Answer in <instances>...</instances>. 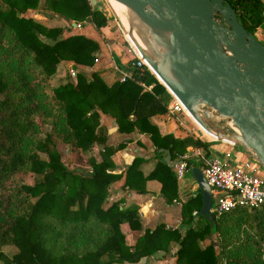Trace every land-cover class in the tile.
Masks as SVG:
<instances>
[{
	"label": "trees",
	"instance_id": "1",
	"mask_svg": "<svg viewBox=\"0 0 264 264\" xmlns=\"http://www.w3.org/2000/svg\"><path fill=\"white\" fill-rule=\"evenodd\" d=\"M225 1L247 31L254 33L264 22V0ZM39 4L68 21H89L98 30L110 20L89 0H0V264L132 263L156 250L168 253L171 242L177 243L175 264H264V203L212 213L209 225L198 213L197 187L181 204L183 233L160 222L126 243L119 224L139 229L136 206L107 200V185L119 176L111 171V155L123 142L103 144L98 160L79 153L105 139L99 112L112 116L120 132L137 128L147 133L171 157L187 145L209 156V142L192 134L176 138L158 132L149 116L165 112L170 95L145 67L132 69L134 78L123 81L106 83L97 70L78 69L74 79L53 83L61 60L92 66L98 44L81 33L63 34L60 24L45 25L22 14ZM141 83L150 84V90ZM67 146V155L73 161L84 158L88 171L67 166L62 157ZM156 154L157 162L144 176L134 158L124 183L131 187L136 180L156 178L170 201L176 196L175 177L161 151ZM199 163L198 156L186 159L187 167ZM205 238L208 242L201 244ZM4 245L14 249L9 256L1 250Z\"/></svg>",
	"mask_w": 264,
	"mask_h": 264
},
{
	"label": "water",
	"instance_id": "2",
	"mask_svg": "<svg viewBox=\"0 0 264 264\" xmlns=\"http://www.w3.org/2000/svg\"><path fill=\"white\" fill-rule=\"evenodd\" d=\"M116 1L122 10L113 11L127 37L190 118L211 137L237 144L264 170V44L238 22L231 5ZM165 153L163 160L175 164ZM189 171L200 192L198 213L211 225V189L198 166Z\"/></svg>",
	"mask_w": 264,
	"mask_h": 264
},
{
	"label": "crops",
	"instance_id": "3",
	"mask_svg": "<svg viewBox=\"0 0 264 264\" xmlns=\"http://www.w3.org/2000/svg\"><path fill=\"white\" fill-rule=\"evenodd\" d=\"M90 4H95L99 8L97 0H95L93 4ZM22 14L25 16H30L34 20L45 25L47 24L46 22H43L42 19L52 16L55 23L48 25H62L64 27L63 34L81 33L96 40L98 44V50L95 52L96 57L92 66L80 65L76 66L78 67L76 69V67L73 66L70 61L61 60L57 64L56 69L67 64V66H72L75 70H83L86 74H89V72L92 70H97L106 83H110L117 79L118 76L116 77V73L119 75L118 69L125 64L128 55L124 52V46L121 45L120 40L115 42L117 39L116 34H114V31H108L106 27L107 25L101 27L100 32H98L93 24L89 21H79L81 22L80 27L72 26L71 22L74 20L71 19L68 21L63 16H59L57 13L42 7L41 4H39V6L35 9H25ZM101 30L104 32L103 35H105L107 39L111 40H108L107 42L101 40ZM111 51L116 56L119 54V51L120 53L123 52L125 57L121 60H117L118 58L115 59L111 55L110 59L108 56H110ZM72 79H74V77ZM63 81L61 80L60 83ZM142 86L145 89L150 90L151 85L149 84ZM184 119L187 122L184 121ZM149 120L156 125L160 134L169 133L176 138H181L186 134H192L201 140L208 141L209 156H218L219 158L225 159L232 164H238L246 159H251L237 144L224 139H215L205 133L189 116H183L177 119L173 114L168 112L167 104L165 112L154 113L149 116ZM98 121L99 125L103 126L105 129L104 141L100 143H94L89 150L80 151L79 153L83 156L91 154L96 160H98L100 158L98 151L101 149L103 144L115 145L119 142H123V146L119 149H116L111 155L113 162L111 171L119 174V176L108 183L107 200L112 201L120 199L119 206L126 207L131 204L136 206L137 217L140 224L139 229H130L126 222H121L119 224L120 230L124 234L126 243L132 244L137 233L142 232L144 228H153L157 223L160 222L164 223L166 226L175 227L180 233H183L186 226L181 222V204L183 201L196 193L197 187L191 174H186L183 176V173L180 177H176L174 175V164L169 166L163 160L169 167H171L176 182V196L170 201L165 199L163 193L160 190L161 183L156 178H147L142 183L140 180H136L133 182L134 185L131 187L128 186L124 183L125 170L134 158H139L137 170L142 176H144L154 167L158 160L156 151H161V158L163 159V156L166 154L165 150L168 151V149L161 147H159L161 149L156 148L149 135L145 132L139 131L137 128H134L127 133L118 131L113 117L106 113L99 112ZM194 147L195 146L187 145L184 152L190 154ZM168 154L170 161H177L178 154L174 157L170 156L169 151ZM80 160L84 161V158ZM189 168L186 171H189ZM257 173L264 175V170L259 165ZM211 194H213L212 190ZM194 210L195 209L192 208L190 213L192 214ZM207 242L208 239L205 238L201 241V244H206ZM169 247L168 253H164L162 250H156L150 255L139 257L136 262H124V264H175V256L173 253L177 248V243L171 242Z\"/></svg>",
	"mask_w": 264,
	"mask_h": 264
},
{
	"label": "built area",
	"instance_id": "4",
	"mask_svg": "<svg viewBox=\"0 0 264 264\" xmlns=\"http://www.w3.org/2000/svg\"><path fill=\"white\" fill-rule=\"evenodd\" d=\"M75 26L80 27L81 22H75ZM118 29L126 39L127 44L124 46V52L128 55V58H126L125 64L118 69L119 75L117 79L119 81L133 79L132 69L134 68L145 67L150 71L136 47L129 39L127 40V34L119 25ZM254 36L261 42L255 32ZM120 42L122 43V41ZM75 71V69L73 71V67L71 66L70 72L73 77ZM141 84L144 85L143 83ZM168 93L170 95V100L167 103L168 112L173 114L177 119L189 116L181 102L169 91ZM190 156H198L200 160L198 167L206 183L213 191L211 206L209 208L212 213L218 214L236 205L255 207L264 203V175L257 173L258 164L255 161L246 159L241 163L232 164L218 156L205 157L198 147H194L190 154L187 152L178 154L177 161L174 164V175L176 177H180L189 168L186 165V159Z\"/></svg>",
	"mask_w": 264,
	"mask_h": 264
},
{
	"label": "rangeland",
	"instance_id": "5",
	"mask_svg": "<svg viewBox=\"0 0 264 264\" xmlns=\"http://www.w3.org/2000/svg\"><path fill=\"white\" fill-rule=\"evenodd\" d=\"M97 3H98V6H99V9L102 11V13L106 16V18L110 19V21L108 22L107 24V29L108 31L111 30V31H114V34H116V40L115 42H117V40H120L122 41L121 45L125 46L127 43H126V39L123 37V34L122 32L118 29V25L119 27L123 30V27L118 19V17L115 15L112 7L110 6V3L108 0H97ZM33 16H37V15H33ZM36 18V17H35ZM38 18V17H37ZM42 18V17H40ZM54 18L52 16H49L48 18H44L42 19L43 22H46V24H53L55 23V21L53 20ZM52 20V21H50ZM56 20V19H55ZM59 20V19H58ZM50 21V22H49ZM58 22V21H56ZM118 24V25H117ZM98 32H100V30L96 29ZM124 31V30H123ZM125 32V31H124ZM255 34H257V36H259L261 42L264 44V22L259 25L256 29H255ZM101 33H102V38L101 40L107 42L108 40H111V39H107L105 37V35H103V31L101 30ZM254 34V33H253ZM127 38V37H126ZM128 40V38H127ZM117 54V53H116ZM111 55L117 59V60H121L122 58L125 57V54L123 52L120 53L119 51V54H117V56L112 53V51L110 52V56H108L109 58L111 57ZM111 59V58H110ZM116 60V61H117ZM78 67H76L77 69ZM74 71V69H73ZM88 71V70H87ZM118 76V73H116V77ZM73 78V75L71 74L70 72V66L67 64L65 65H62L60 67H58L57 69H55L54 71V74H52V80H53V83H60V81L62 80H66L67 78ZM184 121H186L184 119ZM187 122V121H186ZM44 129L45 130H48V125H45L44 126ZM43 133H40L38 134L39 136H42ZM52 139L55 141V142H58V139L54 136V134L52 135ZM68 146L66 148L63 147V150H62V157L64 158L67 166L69 168H72V169H75L77 171H80V172H86L88 171V167L86 166V164L84 163L83 160H74L73 161V158L72 157H69L68 155ZM186 174H190L189 171H186L184 172L183 176H185ZM28 175L25 176V179H27ZM32 179V178H31ZM30 179V180H31ZM1 250L4 251L6 253V255H10L12 252H13V248L12 246L10 245H4L1 247ZM1 263V261H0ZM112 264H124V262L122 263H112Z\"/></svg>",
	"mask_w": 264,
	"mask_h": 264
},
{
	"label": "bare ground",
	"instance_id": "6",
	"mask_svg": "<svg viewBox=\"0 0 264 264\" xmlns=\"http://www.w3.org/2000/svg\"><path fill=\"white\" fill-rule=\"evenodd\" d=\"M109 1V3H110V6L112 7V9H114L115 11H119V10H122V4L121 3H119V2H117L116 0H108ZM128 39H129V37H128ZM130 42H131V40H129ZM132 43V42H131ZM133 44V43H132ZM154 73V72H153ZM154 75H155V77L157 78V79H159L158 78V76H156V74L154 73Z\"/></svg>",
	"mask_w": 264,
	"mask_h": 264
}]
</instances>
